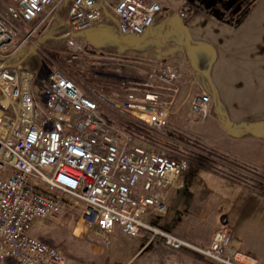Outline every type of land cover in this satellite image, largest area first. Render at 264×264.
Returning a JSON list of instances; mask_svg holds the SVG:
<instances>
[{
    "label": "built area",
    "instance_id": "1",
    "mask_svg": "<svg viewBox=\"0 0 264 264\" xmlns=\"http://www.w3.org/2000/svg\"><path fill=\"white\" fill-rule=\"evenodd\" d=\"M161 2L0 0V264H68L34 230L77 210L80 221L107 233L119 225L130 238L146 233L149 244L160 238L174 250L245 264L226 232L202 248L159 224L169 192L184 186L189 162L157 135L177 112L183 86L198 81L195 70L174 61L164 44L147 56L109 55L84 36L107 11L121 34L141 37L162 15ZM187 14L179 12L181 19ZM57 23L66 30L69 63L92 68L96 63L85 57L108 58L119 81L109 90L85 88L45 61L32 68L44 32ZM122 67L139 74L124 78ZM189 104L192 120L206 119L212 96L198 92Z\"/></svg>",
    "mask_w": 264,
    "mask_h": 264
},
{
    "label": "rangeland",
    "instance_id": "2",
    "mask_svg": "<svg viewBox=\"0 0 264 264\" xmlns=\"http://www.w3.org/2000/svg\"><path fill=\"white\" fill-rule=\"evenodd\" d=\"M191 2L193 0H162V14L165 16L155 20L153 35L144 34L126 42L101 27V23L90 31V38L84 36L96 49L109 55L147 56L156 47L151 42L157 41L165 18L179 15L181 11L191 12L181 23L191 35L196 56L205 51L207 65L204 70L193 69L198 81L191 86H183L177 112L170 116L166 128L157 136L162 145L188 160L189 171L185 175L184 186L176 191L179 198L176 201L179 209L183 210L184 204L180 199L186 197L187 209L195 211L188 221L186 212H176L183 224L178 229L180 233L164 223L161 226L186 240L189 239L185 236H189L197 242V236L208 238L211 235L209 247L218 232H226L233 239L234 246L239 248L241 260L245 264H258L257 257L261 259L264 255V0H255L247 7L244 5V10L238 15L198 4L195 5L199 9L197 13ZM61 16H66V10ZM193 36H199L208 43H196ZM65 37L66 30L61 23L44 32L39 54L34 53L29 60L31 67L37 69L43 65H40L41 61H45L83 87L105 86L109 90L108 85L119 81L120 77L110 71L118 66L108 58L85 57L89 64L96 63L92 68L69 63ZM181 38L182 34L178 33L167 43L182 46L184 56L188 57V49ZM167 47L174 61L185 68H193L189 58H186L189 62L180 63L176 49ZM135 73L139 74L122 67L121 76L124 78L134 77ZM209 83L214 87L216 97L208 88ZM189 89L192 91L188 94ZM202 91H208L212 96L210 113L206 119L192 120L190 98ZM246 190L257 198L256 201H262L257 203L249 199L246 204ZM242 191L246 196L244 206L238 200ZM221 212L229 214L227 226V219ZM80 219L81 214L77 210L57 220H46L35 227L34 234L58 247L68 264H221L192 250L165 251L149 243L147 248H143L142 242L126 244V241H121L125 238L119 237L121 234L92 228L91 224ZM147 238L149 242V235ZM240 240L252 251L245 248ZM197 242L194 244L200 247Z\"/></svg>",
    "mask_w": 264,
    "mask_h": 264
},
{
    "label": "crops",
    "instance_id": "3",
    "mask_svg": "<svg viewBox=\"0 0 264 264\" xmlns=\"http://www.w3.org/2000/svg\"><path fill=\"white\" fill-rule=\"evenodd\" d=\"M196 4H191V7L198 13V8L195 6ZM198 9V10H197ZM191 14V12L189 13V15ZM199 14H200V12H199ZM163 16H165L164 14H162L160 17H158V18H161V17H163ZM200 16H202V15H200ZM168 18H165V21L167 20ZM103 23V25L101 26V27H104L105 28V30H109V31H111V32H113L116 36H118V37H122L123 38V40L124 41H129V40H133L134 38H133V36H124L123 34H121V32H120V29H119V25H118V22H117V20L115 19V18H113L112 16L110 17V16H105V19H104V21L102 22ZM94 27H92V28H90V29H88V30H86L85 32H84V34L87 36V37H89V34L92 32L91 30L93 29ZM91 31V32H90ZM86 37V38H87ZM90 38V37H89ZM193 40H194V42H196V43H200V44H206V43H208L207 41H204L201 37H199V36H197V37H195V36H193ZM165 43V45L167 44V45H169V46H171V47H173V48H175L176 49V53H177V59H178V61L180 62V63H185L184 61H187L186 60V58H188V57H186V56H184L185 54H184V50H183V48H182V46H180V45H171L170 43H167V41H165L164 42ZM163 43V44H164ZM200 49V51L202 50V48H199ZM200 53H201V55H200ZM195 56H196V54H195ZM195 60V63H196V66H197V68L198 69H203L204 70V68L206 67V65H207V55H206V53H205V51L204 52H199L198 54H197V56H196V58L194 59ZM187 62H189V60L187 61ZM250 139H252V138H250ZM237 187H240L239 185H237ZM241 188H243V187H241ZM231 189H233V187H231ZM177 190H179V189H173V190H171L170 192H169V194H168V199H167V201H168V211H167V213H166V215L165 216H163L162 218H160L159 219V222H160V224H162L163 225V223H164V225H166V226H168L169 228H171L173 231H175V232H178V233H180L181 231H179L178 229L180 228V224H182V221H181V218H179L177 215H176V212H177V214H179L178 212H186L187 213V215H185V216H187V221H188V218L190 217V215H192L193 216V214L194 213H192V211L194 212L195 210H188L187 209V207H186V201H187V199H186V197H183L182 199H180L182 202H183V204H184V207H183V210H180L179 209V206L177 205V203H178V201H176V199H179L178 198V196H177V193L178 192H176ZM243 191L242 192H240V194H239V202L240 203H242L243 204V206H244V198H246V196H244L243 195ZM246 193H248V195H247V201H246V204H248V200L249 199H251V200H253V201H255V202H257L258 203V201L259 200H261V199H259L258 201H256L255 199H257V198H253V196H251V194L249 193V190H246ZM242 195V196H241ZM244 196V197H243ZM252 197V198H251ZM234 199H237V198H235V197H233ZM186 199V200H185ZM232 199V198H231ZM190 200V199H189ZM192 201V200H191ZM262 201V200H261ZM231 202H232V200H231ZM246 206H248V205H246ZM171 209L173 210V213L171 212ZM244 210V208L242 209V211ZM174 211H175V214H174ZM189 211V212H188ZM197 211V210H196ZM221 214L222 215H224V218L226 217V219H227V221H225V223H226V226L229 224V222H230V220H228V219H230L229 218V214L227 213H223V212H221ZM223 218V217H222ZM179 222V223H178ZM224 223V224H225ZM183 225V224H182ZM112 233H114L115 235L116 234H121V235H119V237L120 236H123V237H125V238H121L122 240V242L124 243V241H126V244L127 243H129V242H133V244L134 243H139V242H142V246H143V248H145V246H146V244H148V241H147V234L146 233H142V234H140L139 236H137L136 238H130V237H128L127 235H126V233L122 230V228L119 226V225H116L115 227H114V230H113V232ZM211 234H213V233H211ZM187 239H189V240H191V241H195L194 239H190L189 238V236H185ZM210 237H211V235H210ZM210 237H208V238H204V237H198L197 236V238L199 239L198 240V242L197 241H195V242H197V244H199L200 245V247H203V246H208V244L210 243V241H211V238ZM42 239V238H41ZM241 241V243L243 244V246H245V244H244V242L242 241V240H240ZM145 242H147V243H145ZM194 242V243H195ZM157 246L158 248H162V250H170V251H174L173 249H171L170 247H168V246H166L160 239H158V240H156V242L153 244V246ZM141 246V247H142ZM209 247V246H208ZM146 248H147V246H146ZM245 248H248L247 246H245ZM249 250H251L252 251V249L251 248H248ZM257 260H258V264H264V255L263 256H261V259L260 258H258L257 257ZM8 264H15V262H14V260L13 259H10L9 260V262H8Z\"/></svg>",
    "mask_w": 264,
    "mask_h": 264
},
{
    "label": "flooded vegetation",
    "instance_id": "4",
    "mask_svg": "<svg viewBox=\"0 0 264 264\" xmlns=\"http://www.w3.org/2000/svg\"><path fill=\"white\" fill-rule=\"evenodd\" d=\"M253 2L255 3V0H193V2H191V4L196 3V5L198 4L204 8L208 7L209 9L211 7H214V10H216V11L218 9H222L224 13H232V15L233 14L238 15L241 13L242 10H244V5H245V7H247L250 3H253ZM211 10H212V8H211ZM213 11H212V14H213ZM176 16H179V15L174 14L170 18L167 17L168 19L165 21V24L161 27V33L158 35L157 41L151 42L154 46L160 45V44L164 43L165 41L170 40L171 38H175L176 34H178V33L182 34L181 39L185 45L184 32L179 28L178 22L176 20ZM179 19H180V17H179ZM153 34H154V30L152 27L146 33V35H153ZM188 58H189V55H188ZM195 58H196V56L194 53V59Z\"/></svg>",
    "mask_w": 264,
    "mask_h": 264
},
{
    "label": "water",
    "instance_id": "5",
    "mask_svg": "<svg viewBox=\"0 0 264 264\" xmlns=\"http://www.w3.org/2000/svg\"><path fill=\"white\" fill-rule=\"evenodd\" d=\"M105 14L107 16H110V14L106 11ZM111 17V16H110ZM176 20L178 22V26L179 28L184 32V36H185V45L188 49V55H189V59L191 61V65L193 66V69H195L196 71L198 70L195 60H194V49L192 47V38L191 35L187 29V27H185L182 23H181V19H179V16H176ZM257 129H260L259 126H257ZM249 131V130H246Z\"/></svg>",
    "mask_w": 264,
    "mask_h": 264
},
{
    "label": "trees",
    "instance_id": "6",
    "mask_svg": "<svg viewBox=\"0 0 264 264\" xmlns=\"http://www.w3.org/2000/svg\"><path fill=\"white\" fill-rule=\"evenodd\" d=\"M209 82H210V80H209ZM210 85L208 86V88H211V92L214 94V96L216 97V91L214 90V87L212 86V84L211 83H209ZM137 133H142V134H145V133H143V132H141V131H137ZM146 135V134H145ZM147 136V138L148 139H150V140H153V138L152 137H150L149 135H146ZM204 160V159H203ZM205 164V163H204ZM203 164V165H204ZM209 169L211 170V169H213V167H209ZM240 185V184H239ZM46 242V241H45ZM54 246V245H53ZM56 247V246H55ZM14 260V259H13ZM14 262H15V264H18L15 260H14Z\"/></svg>",
    "mask_w": 264,
    "mask_h": 264
},
{
    "label": "bare ground",
    "instance_id": "7",
    "mask_svg": "<svg viewBox=\"0 0 264 264\" xmlns=\"http://www.w3.org/2000/svg\"><path fill=\"white\" fill-rule=\"evenodd\" d=\"M79 225V224H78ZM79 227V226H78Z\"/></svg>",
    "mask_w": 264,
    "mask_h": 264
}]
</instances>
